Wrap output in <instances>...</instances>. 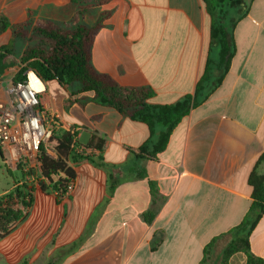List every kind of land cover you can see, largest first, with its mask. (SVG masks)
<instances>
[{"label":"crops","instance_id":"0c3cea01","mask_svg":"<svg viewBox=\"0 0 264 264\" xmlns=\"http://www.w3.org/2000/svg\"><path fill=\"white\" fill-rule=\"evenodd\" d=\"M89 5L87 25L106 14L93 43V66L120 86L150 88L154 96L149 103L170 105L195 97L207 62L213 61L210 76L199 102L173 130L156 161L131 151L149 140L146 124L92 95L74 97L80 103L66 109V94L57 103L48 93L46 102L63 124L60 131L70 124L79 128L80 146L104 141L108 167L82 161L74 168L72 191L60 199L34 185L25 218L0 240V264H201L207 244L239 226L249 213L251 174L264 176V0H250L232 29L235 52L220 82L215 66L220 47L213 43L202 0ZM27 12L60 23L78 16L71 0H0V16L11 23L23 22ZM0 38L10 40L9 31ZM250 245L264 260V214ZM246 263L242 252L229 261Z\"/></svg>","mask_w":264,"mask_h":264},{"label":"trees","instance_id":"16d2710c","mask_svg":"<svg viewBox=\"0 0 264 264\" xmlns=\"http://www.w3.org/2000/svg\"><path fill=\"white\" fill-rule=\"evenodd\" d=\"M105 1L71 0V5L78 8V16L71 23L37 18L32 12H27V18L19 23H11L0 16V35L6 31L12 34L9 43L0 46V77L8 69L7 59L15 56L16 40L37 38L38 44L23 53L24 66L15 75L14 81L20 80L26 70L32 69L48 88L51 83L56 82L63 89L66 94L63 102L66 109L74 103H80V99L74 100V97L92 95L95 101L116 110L122 116L146 124L150 130L149 140L131 151L137 158L156 161L157 156L165 150L173 130L191 107L199 102L197 96L200 95L203 84L208 81L212 67L210 65L214 62H207L194 98L188 96L170 105L149 103L154 96L150 88L122 87L111 76L97 72L93 66V43L106 14H101L91 26L84 22V16L91 7L89 4L100 6ZM202 1L211 18L213 43L220 47V59L215 65L220 71L216 81L220 82L228 71L235 52L232 29L248 9L250 0ZM232 9L237 11L236 15L230 13L229 10ZM76 146L80 144L75 141L74 135L60 131L50 142L57 158L45 152L40 156L41 174L38 176V184L44 191L56 192L59 199L66 195L68 185L75 181L74 168L82 161H91L99 168L108 167L102 156L104 141L94 139L88 144L87 147L98 151L94 155L80 154L76 151ZM0 153L2 154L1 149ZM260 160L264 161V154ZM249 183L253 188V203L249 213L239 226L207 244L201 264H229L231 257L239 252L246 255V264H264L262 258L252 253L250 245L251 234L264 214V176L255 171L251 174ZM153 186L152 184L151 188L155 195ZM33 193L34 185L22 183L14 193L0 196V240L25 218L33 203ZM222 241L227 243L216 251Z\"/></svg>","mask_w":264,"mask_h":264},{"label":"built area","instance_id":"2783aa9c","mask_svg":"<svg viewBox=\"0 0 264 264\" xmlns=\"http://www.w3.org/2000/svg\"><path fill=\"white\" fill-rule=\"evenodd\" d=\"M47 97L46 83L32 69L26 70L20 80L0 84V149L8 164L25 173L36 172V179L41 174L42 152L57 158L50 142L63 127L59 114L46 102ZM79 130L70 124L66 131L77 141ZM75 149L85 155L98 153L86 146ZM73 183L66 194L72 191Z\"/></svg>","mask_w":264,"mask_h":264},{"label":"rangeland","instance_id":"374dc122","mask_svg":"<svg viewBox=\"0 0 264 264\" xmlns=\"http://www.w3.org/2000/svg\"><path fill=\"white\" fill-rule=\"evenodd\" d=\"M76 18L67 21V23H71L75 21ZM10 36H12L11 32L9 31ZM10 40H7L5 38H0V46L6 45L9 43ZM45 42V41H44ZM43 42V43H44ZM38 44V39L30 37L29 39H18L15 42V56L10 57L7 59V66L8 69L6 70L5 74L0 77V82H6L11 79H14L15 75L22 69L23 62H22V56L25 50L36 46ZM45 44V43H44ZM61 88V87H60ZM55 85V83H51L49 88H48V93L55 99L57 103L60 102V96L65 95L64 91L62 88L60 89ZM61 96V97H62ZM36 177V172H33V174L25 173L22 170H12L8 168L3 160L2 156L0 155V194L5 192L6 190H10L14 187V185L22 181L23 183L27 184L28 186L32 185H38V179ZM37 182V183H36ZM16 188H14L13 193L15 192ZM10 193H7L8 195ZM12 194V192H11ZM5 196V195H2ZM220 248H217L216 251H219Z\"/></svg>","mask_w":264,"mask_h":264}]
</instances>
